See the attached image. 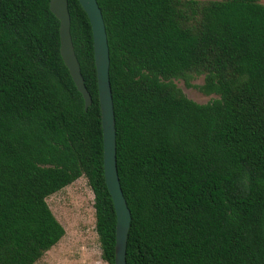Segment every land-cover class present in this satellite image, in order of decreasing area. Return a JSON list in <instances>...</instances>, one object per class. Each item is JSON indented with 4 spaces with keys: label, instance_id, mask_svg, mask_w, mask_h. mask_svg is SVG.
<instances>
[{
    "label": "trees",
    "instance_id": "trees-1",
    "mask_svg": "<svg viewBox=\"0 0 264 264\" xmlns=\"http://www.w3.org/2000/svg\"><path fill=\"white\" fill-rule=\"evenodd\" d=\"M108 47L126 264H264V4L96 0ZM91 101L59 54L48 0H0V264H33L63 235L45 198L83 176L100 259L113 264L91 30L67 0ZM217 95L187 98L186 85Z\"/></svg>",
    "mask_w": 264,
    "mask_h": 264
},
{
    "label": "water",
    "instance_id": "water-1",
    "mask_svg": "<svg viewBox=\"0 0 264 264\" xmlns=\"http://www.w3.org/2000/svg\"><path fill=\"white\" fill-rule=\"evenodd\" d=\"M88 19L92 38V57L95 69L102 142V172L114 212L113 264L125 263L126 237L130 213L119 185L115 166V129L112 99L108 79V47L100 9L96 0H77ZM48 9L58 20L59 54L70 78L80 93L83 109L91 98L86 90L73 51L69 33L67 0H48Z\"/></svg>",
    "mask_w": 264,
    "mask_h": 264
},
{
    "label": "rangeland",
    "instance_id": "rangeland-1",
    "mask_svg": "<svg viewBox=\"0 0 264 264\" xmlns=\"http://www.w3.org/2000/svg\"><path fill=\"white\" fill-rule=\"evenodd\" d=\"M264 4V0H259ZM173 83L189 99L205 103L217 95L204 94L198 86L202 75L193 76L186 85L182 79ZM45 201L63 227L61 238L47 249L33 264H106L100 259L99 245L94 231L92 192L83 176L48 195Z\"/></svg>",
    "mask_w": 264,
    "mask_h": 264
}]
</instances>
